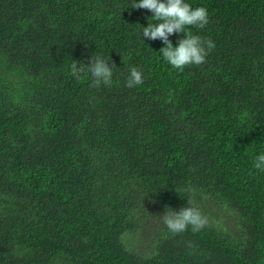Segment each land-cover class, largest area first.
Masks as SVG:
<instances>
[{
  "label": "trees",
  "instance_id": "1",
  "mask_svg": "<svg viewBox=\"0 0 264 264\" xmlns=\"http://www.w3.org/2000/svg\"><path fill=\"white\" fill-rule=\"evenodd\" d=\"M136 2L0 0V264H264V0H185L215 47L182 71ZM96 57L109 85L71 71Z\"/></svg>",
  "mask_w": 264,
  "mask_h": 264
},
{
  "label": "clouds",
  "instance_id": "2",
  "mask_svg": "<svg viewBox=\"0 0 264 264\" xmlns=\"http://www.w3.org/2000/svg\"><path fill=\"white\" fill-rule=\"evenodd\" d=\"M132 8L147 9L152 13L151 18L157 23H148L147 27H142V36L148 40H160L165 45L159 52L174 69L182 71L186 66L205 63L208 52L215 47L213 41L193 35L190 30L192 27L203 29L209 23L205 7L193 8L185 0H138ZM186 29H188L187 32ZM178 33H184V37L179 39L177 46L174 47L169 37ZM114 68L115 65L110 64L109 59L100 57L91 58L87 65L74 60L71 64L74 75L78 76L84 71L91 74L93 87H99L101 83L109 85ZM142 83V73L135 67L131 68L126 86L132 88ZM253 167L264 171V153L255 157ZM190 204L191 201H188V206L178 211L166 207L168 211H164L160 217L170 233L174 235L183 233L189 226L193 232H198L207 226V218L198 208ZM189 247H192L191 242Z\"/></svg>",
  "mask_w": 264,
  "mask_h": 264
}]
</instances>
